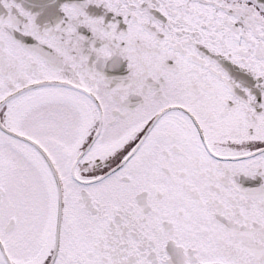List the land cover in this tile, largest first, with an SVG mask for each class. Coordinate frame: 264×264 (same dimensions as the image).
<instances>
[{"label": "snow or ice", "instance_id": "snow-or-ice-1", "mask_svg": "<svg viewBox=\"0 0 264 264\" xmlns=\"http://www.w3.org/2000/svg\"><path fill=\"white\" fill-rule=\"evenodd\" d=\"M0 264H264V0H0Z\"/></svg>", "mask_w": 264, "mask_h": 264}]
</instances>
